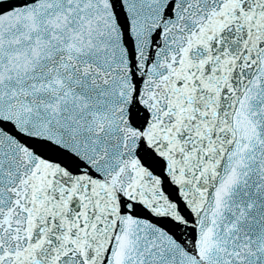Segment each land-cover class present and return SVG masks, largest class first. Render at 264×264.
<instances>
[{
    "label": "snow or ice",
    "instance_id": "1",
    "mask_svg": "<svg viewBox=\"0 0 264 264\" xmlns=\"http://www.w3.org/2000/svg\"><path fill=\"white\" fill-rule=\"evenodd\" d=\"M0 264H264V0H0Z\"/></svg>",
    "mask_w": 264,
    "mask_h": 264
}]
</instances>
